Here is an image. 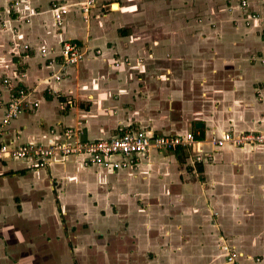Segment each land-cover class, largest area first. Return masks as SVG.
Instances as JSON below:
<instances>
[{
	"label": "crops",
	"instance_id": "0c3cea01",
	"mask_svg": "<svg viewBox=\"0 0 264 264\" xmlns=\"http://www.w3.org/2000/svg\"><path fill=\"white\" fill-rule=\"evenodd\" d=\"M12 1L0 0L1 143L47 145L67 128L82 140L264 132V24L245 25L259 0H96L87 18L83 0H56L61 27L49 0ZM69 40L85 57L55 81ZM17 89L32 91L28 108L4 126ZM176 153L150 151L137 172L75 156L0 162V264H225V244L264 264V145L215 149L198 174Z\"/></svg>",
	"mask_w": 264,
	"mask_h": 264
},
{
	"label": "built area",
	"instance_id": "2783aa9c",
	"mask_svg": "<svg viewBox=\"0 0 264 264\" xmlns=\"http://www.w3.org/2000/svg\"><path fill=\"white\" fill-rule=\"evenodd\" d=\"M29 0L11 2V9L18 7L21 3ZM260 11L250 12L245 19V25L250 26L253 22L264 24V0H259ZM50 9L56 26H63L64 18L68 13L67 6L60 4L56 0H49ZM96 6V0H83L80 7L84 18H87L90 9ZM240 7L246 9L247 2L242 0ZM0 28L6 29L7 24L3 22L0 14ZM264 40V32L261 35ZM29 47L24 46L27 50ZM54 53V50L47 51L42 48L40 53L43 57L47 53ZM84 45L75 41H65L58 53V71L53 75L55 81L61 79L66 69L76 66L85 57ZM95 55L100 56L101 50H96ZM264 64V59L260 61ZM5 87H11L8 79L3 80ZM49 94H56L53 90L47 91ZM32 95L29 89H17L6 110L3 125L7 126L28 108V101ZM34 108L38 103H33ZM225 145L243 147L246 145H264V132L245 133L234 136L231 132H223L218 137H213L208 141L197 139L191 131H186L182 135H157L148 130L125 128L119 130L118 135L109 139L82 140L73 129H65L58 142L44 144H24L16 143L8 145L0 142V162L10 160H23L30 164L31 168H45L54 157L75 156L81 159L82 165L95 166L111 172L139 170L141 157L150 151L157 153H184L190 160L191 167L201 164L206 158H211V153H206L205 147L210 146L214 149ZM225 253V264H240L238 261L239 253L229 245H222Z\"/></svg>",
	"mask_w": 264,
	"mask_h": 264
},
{
	"label": "rangeland",
	"instance_id": "374dc122",
	"mask_svg": "<svg viewBox=\"0 0 264 264\" xmlns=\"http://www.w3.org/2000/svg\"><path fill=\"white\" fill-rule=\"evenodd\" d=\"M131 61H130V59H129V57H124V58H121V59H117V58H115V61H114V63H113V66L115 67V68H118V67H120V65H121V63H124V64H126V65H128L129 63H130ZM128 109H130V108H128ZM193 134H194V132H192ZM195 135V134H194ZM205 150H206V153H211L212 154V157L211 158H206V161H211L212 160V158H213V156H214V153H215V149L213 148V147H205ZM183 159H184V165H188L189 167H190V169H191V172L193 173V174H198V171H197V165H196V169L195 168H192L191 167V162H190V160H187L188 158L185 156V154L183 153ZM112 199V198H111ZM111 205H112V208H113V212H115V202L112 200L111 202ZM97 255L99 254V251L98 250H93ZM94 253V254H95ZM87 263L86 264H89V261L87 260L86 261ZM92 264H97V262H98V260L96 259V260H92ZM108 263H110V264H116L114 261H110V262H107V264ZM100 264H103V263H100ZM128 264H131V263H128Z\"/></svg>",
	"mask_w": 264,
	"mask_h": 264
},
{
	"label": "trees",
	"instance_id": "16d2710c",
	"mask_svg": "<svg viewBox=\"0 0 264 264\" xmlns=\"http://www.w3.org/2000/svg\"><path fill=\"white\" fill-rule=\"evenodd\" d=\"M122 32V31H121ZM197 139H200V138H198V137H196ZM176 156H177V160H178V162L179 163H183L184 162V159H183V153H176Z\"/></svg>",
	"mask_w": 264,
	"mask_h": 264
}]
</instances>
